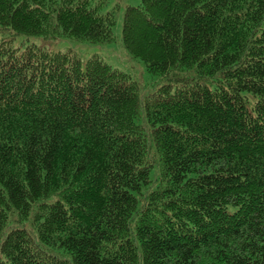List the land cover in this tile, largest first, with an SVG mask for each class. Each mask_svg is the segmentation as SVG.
I'll return each mask as SVG.
<instances>
[{"label": "trees", "instance_id": "trees-1", "mask_svg": "<svg viewBox=\"0 0 264 264\" xmlns=\"http://www.w3.org/2000/svg\"><path fill=\"white\" fill-rule=\"evenodd\" d=\"M103 4L0 0V264H264V0L128 7L164 80L143 101L99 56L12 45L111 42Z\"/></svg>", "mask_w": 264, "mask_h": 264}, {"label": "rangeland", "instance_id": "rangeland-1", "mask_svg": "<svg viewBox=\"0 0 264 264\" xmlns=\"http://www.w3.org/2000/svg\"><path fill=\"white\" fill-rule=\"evenodd\" d=\"M102 0H92L97 4ZM101 8L103 13L112 12L115 16L113 26L114 40L105 43H92L85 40H78L71 37L44 38L42 36L16 35L12 37V45L18 49H25L29 46L37 47L48 51L73 52L77 54L83 62H86L93 56H99L112 67L130 74L138 83L139 95L142 101L146 96L155 92L164 80L160 76L151 74L145 63L134 58L124 46L123 42V24L124 15L128 7L139 6L142 0H103ZM3 37H11V32L5 30ZM145 118L141 112L137 118V123L143 125ZM158 167L152 171V178L155 180L159 175ZM28 223H23L17 227H28ZM14 227V225H10ZM9 229H7L8 231ZM1 242V241H0ZM0 257H3L0 250Z\"/></svg>", "mask_w": 264, "mask_h": 264}]
</instances>
